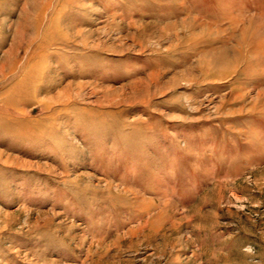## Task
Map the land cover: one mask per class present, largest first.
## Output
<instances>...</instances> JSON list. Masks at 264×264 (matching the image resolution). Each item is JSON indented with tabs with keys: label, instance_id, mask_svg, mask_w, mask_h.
<instances>
[{
	"label": "rangeland",
	"instance_id": "rangeland-1",
	"mask_svg": "<svg viewBox=\"0 0 264 264\" xmlns=\"http://www.w3.org/2000/svg\"><path fill=\"white\" fill-rule=\"evenodd\" d=\"M0 264H264V0H0Z\"/></svg>",
	"mask_w": 264,
	"mask_h": 264
}]
</instances>
